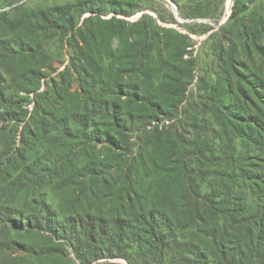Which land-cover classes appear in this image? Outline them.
<instances>
[{
    "label": "trees",
    "instance_id": "1",
    "mask_svg": "<svg viewBox=\"0 0 264 264\" xmlns=\"http://www.w3.org/2000/svg\"><path fill=\"white\" fill-rule=\"evenodd\" d=\"M20 1L0 0V18L20 6ZM129 9L125 0H84L70 6L40 10L37 12L41 17L39 23L35 18L14 22L15 36L0 38V64L18 62L16 72L9 79L3 78L7 88H2L0 83V102L7 108L0 112V122L12 118L15 122L21 95L36 93L43 79L50 76L44 73L54 67V60L46 56L43 32L53 25L57 29H62L63 25L70 27L74 15L91 14L79 27L81 40L74 46L77 60L82 63L80 69L76 66L72 69L77 75V90L65 97L62 93L65 82L52 85L58 94L52 95L51 104L61 106L65 114L53 118L52 122L41 118L43 111L39 109V99L46 94L36 95L38 109L36 114L32 113V121L41 128L44 140L62 144L54 145L43 164L35 161L34 168L42 173L51 171L53 166L58 167L59 162L62 164L60 158L64 152L61 151L82 137L99 149L93 156H88L89 148L83 150L89 161L79 175L101 178L118 173L130 184L126 175L132 169L128 154H134L132 140L136 134L141 141L139 165L149 163V168L144 171L148 175L145 189L131 188V200L139 208L134 204L135 211L131 215L123 213L108 217L82 207L85 212L64 221L55 219L54 214L47 221H38L36 215L31 216L35 218L32 219L20 214L21 219H12L11 223L53 231L58 240L72 248L76 260L82 264H92L102 257L122 258L131 264H264V133L255 132L256 136L250 132V124L239 130L232 115L217 119L218 129L213 128V133L218 145L214 146V140H198L193 143L191 155L201 162L232 165L229 171L233 170L237 158L230 152L237 149L236 134L244 142L247 152L260 153V157L254 158L256 170L251 176L245 172L249 166L245 163L254 157L246 153L247 156L240 158L244 166H240L241 176L238 177L236 172L234 176L229 171L217 173L219 180L211 193L207 192V185L205 190L202 185L194 187L187 179V168L179 164L181 154L176 160L177 144L169 131L170 126L167 130L156 125L171 120L169 113L177 109L181 101L182 67L176 64L179 55L174 53L165 61L163 72L157 73V68L151 66L143 54L140 41L127 45L133 35L132 28L127 29L125 22L117 16L131 15ZM109 13L114 16L102 19ZM0 26L12 30V24L0 22ZM116 37L124 40L119 54L108 44ZM180 58L183 59V52ZM108 61L107 73L102 64ZM69 71L66 67L62 76ZM157 79L160 80L158 86ZM219 83L217 97L221 104L227 100L230 87L225 85L226 82ZM67 87L70 90L73 84L68 83ZM70 97L73 103L69 108ZM10 114V119L3 117ZM240 127H243L241 120ZM179 150L181 153L180 147ZM209 153L217 159L211 158ZM138 159L137 156L136 161ZM239 178L242 185H237ZM204 179L206 181L207 176ZM97 191L98 188H89L91 200ZM84 203L88 205V197ZM188 227L196 228L204 235L200 236L199 242L185 237L184 231ZM210 241L212 245H209ZM199 252L202 256H198Z\"/></svg>",
    "mask_w": 264,
    "mask_h": 264
},
{
    "label": "rangeland",
    "instance_id": "2",
    "mask_svg": "<svg viewBox=\"0 0 264 264\" xmlns=\"http://www.w3.org/2000/svg\"><path fill=\"white\" fill-rule=\"evenodd\" d=\"M81 1L84 0H21L19 8H14L15 10L10 11L5 18H0V22L5 25L12 24L11 31L0 26V38L14 37V22L18 20L35 18L39 23L41 17L37 12L40 10H52ZM125 1L131 15L117 18L125 22L127 29L132 28L133 35L127 45L140 41L143 54L149 59L151 66L157 68L159 74L163 72V65L174 53L179 55L176 64L182 67L179 87L182 93L181 101L178 108L169 113L171 120L166 124L156 125L167 130L170 126L169 131L177 144L176 160H179L181 154L179 164L187 168V179L194 187L202 185L203 190L207 185V192L211 193L219 180L216 174L228 172L232 165L227 167L219 162L212 164L199 161L191 155L194 142L214 140V146H217L213 128L218 129L217 119L223 115H232L239 130L250 124V132L262 135L264 133V0ZM89 16L91 14L88 13L83 16L74 15L70 27L63 25L62 29H57L56 25H53L43 32L42 36L46 37V56L54 60V67L44 73L50 76L43 79L41 88L36 93L21 95L20 110L15 115V122L13 118L4 123L0 122V264H82L76 260L72 248L64 241L58 240L53 231L35 230L33 225L14 226L11 220L21 219L20 214H24L25 218L36 215L38 221H47L54 214L55 219L64 221L68 217L85 212L83 208L87 207L90 212L108 217L120 216L123 213L131 215L135 211L133 205L136 204L131 200V188L139 190L147 186L148 175H145L144 171L149 168V163L139 165L142 153L139 152L138 146L141 141H138L136 134L132 140L135 144L134 154H128L132 169L126 175L131 181L130 184L126 182L123 174L118 173L101 178L79 175V171L89 161L85 158L83 150L89 148L88 156H93L99 149H95L91 141L82 137L69 143V146L61 151L64 152L60 158L62 164L59 162L58 167L53 166L51 171L42 173L34 168L35 161L43 164L46 160L44 157L53 151L54 145L62 144H50L44 140L41 128L32 121L31 115L36 114L38 109L36 95L46 94L43 99H39V109L43 111L41 118L52 122L65 114L61 106L53 107L51 104L54 100L52 95L58 94V91L52 89V85L59 86L62 81L65 82L62 85L65 86L62 91L66 94L65 97L77 90V75L72 69L75 66L80 69L82 63L77 60L74 46L81 40L79 27ZM113 16V13H109L102 16V19H110ZM122 41L124 42L122 38L116 37L108 44L119 54ZM182 52L183 59L180 58ZM109 63L108 61L102 64L107 73ZM17 66L18 62H1L2 88H7V81L3 78L9 79L10 75L16 72ZM66 67L70 71L62 76ZM220 81L226 82L225 85L230 87L227 100L221 104L217 97ZM68 83L73 84L70 90ZM159 83L160 80L157 79L156 86ZM72 100L70 97L67 102L69 108ZM6 110L0 102V112ZM3 117L10 119L12 116L10 114ZM240 120L243 127H240ZM243 143L235 134L237 149H232L230 153L235 154L237 161L229 172L234 176L236 172L238 177L239 174L241 176L240 166L244 167L240 158L247 156L246 153L254 156L245 163L249 164L245 172L251 176V172L256 170L254 158L260 157V153L247 152ZM179 147L182 149L181 153ZM209 155L217 159L212 153ZM137 156L139 159L136 161ZM118 180L119 184L116 183ZM242 182L239 178L237 185H242ZM91 187H95V190L98 188L92 200L89 197ZM85 197L89 198L88 205L84 203ZM141 204H144L143 199ZM184 234L188 239L197 242L200 236H204L198 229L191 227L186 228ZM209 245H212L211 241ZM35 250L38 252L34 253ZM198 256H202V252H199ZM92 264L131 263L122 258L102 257Z\"/></svg>",
    "mask_w": 264,
    "mask_h": 264
}]
</instances>
